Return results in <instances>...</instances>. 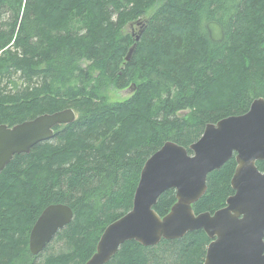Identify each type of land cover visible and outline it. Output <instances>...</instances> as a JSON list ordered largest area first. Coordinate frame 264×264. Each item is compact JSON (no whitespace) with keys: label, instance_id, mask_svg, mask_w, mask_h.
<instances>
[{"label":"trees","instance_id":"1","mask_svg":"<svg viewBox=\"0 0 264 264\" xmlns=\"http://www.w3.org/2000/svg\"><path fill=\"white\" fill-rule=\"evenodd\" d=\"M211 21L223 28L220 43L209 39ZM130 87L109 102L110 90ZM260 98L264 0H0V125L76 113L0 173V264H86L105 228L131 210L148 158L167 142L188 150L207 125ZM235 168L232 157L207 176L196 216L225 207ZM174 204L168 190L154 211L163 218ZM51 205L73 218L54 237L59 253L34 256L30 231ZM209 243L203 230L149 248L127 241L106 264H203Z\"/></svg>","mask_w":264,"mask_h":264},{"label":"water","instance_id":"2","mask_svg":"<svg viewBox=\"0 0 264 264\" xmlns=\"http://www.w3.org/2000/svg\"><path fill=\"white\" fill-rule=\"evenodd\" d=\"M206 31L213 43L225 37L223 28L213 21L206 24ZM135 48L133 45L127 52L126 62ZM75 120V112L67 109L13 127L0 125V173L13 156L28 154L53 137V128ZM188 151L167 142L147 159L131 210L105 228L95 254L86 264H106L127 241L149 248L196 230H203L210 240L203 264H264V172L256 166L264 162V100H254L244 115L207 125ZM234 155L233 195L224 208L196 216L192 206L205 194L207 176ZM168 190H174L175 204L160 218L154 206ZM72 218L66 205L46 207L30 231V253L36 256L44 251Z\"/></svg>","mask_w":264,"mask_h":264},{"label":"rangeland","instance_id":"3","mask_svg":"<svg viewBox=\"0 0 264 264\" xmlns=\"http://www.w3.org/2000/svg\"><path fill=\"white\" fill-rule=\"evenodd\" d=\"M132 33H136L138 31L137 27L134 26L133 28H130V30ZM81 66H85L84 65V62L81 64ZM108 100L109 102L111 103H115V102H122L124 101L127 96H128V93H126V91H113V90H110L108 92ZM48 249L45 248L46 252H45V255L49 254V253H59L61 251V245L58 243V242H55V240H53L48 246Z\"/></svg>","mask_w":264,"mask_h":264},{"label":"flooded vegetation","instance_id":"4","mask_svg":"<svg viewBox=\"0 0 264 264\" xmlns=\"http://www.w3.org/2000/svg\"><path fill=\"white\" fill-rule=\"evenodd\" d=\"M124 91H126V93H128V96L132 93V89H129V88H128L127 90H124ZM60 126H64V125H60ZM60 126H57V127H60ZM57 127H55V128L53 129V137H54V134H55V129H56ZM53 137H52V138H53ZM52 138H51V139H52ZM51 139H49V140H51ZM49 140H48V141H49ZM42 212H43V210H42ZM53 240H54V238H53ZM46 248H47V247H46ZM39 255H42V256H43V250H42V252L39 253Z\"/></svg>","mask_w":264,"mask_h":264},{"label":"bare ground","instance_id":"5","mask_svg":"<svg viewBox=\"0 0 264 264\" xmlns=\"http://www.w3.org/2000/svg\"><path fill=\"white\" fill-rule=\"evenodd\" d=\"M90 8V7H89ZM144 22H147V21H144ZM148 24V23H147ZM142 25V24H141ZM147 26V25H146ZM142 27V26H141ZM144 28V27H143ZM141 31V30H140ZM144 31V30H143ZM45 57V56H44ZM76 114V113H75ZM33 120V119H32ZM23 123V122H22ZM54 129V128H53ZM188 151V150H187ZM189 152V151H188ZM14 157V156H13ZM234 157V159H235V155L233 156ZM21 173H23V172H21ZM20 173V174H21ZM26 173V172H25ZM53 241V240H52Z\"/></svg>","mask_w":264,"mask_h":264}]
</instances>
